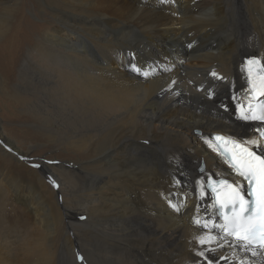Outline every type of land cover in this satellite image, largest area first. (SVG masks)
<instances>
[{"label": "bare ground", "instance_id": "bare-ground-1", "mask_svg": "<svg viewBox=\"0 0 264 264\" xmlns=\"http://www.w3.org/2000/svg\"><path fill=\"white\" fill-rule=\"evenodd\" d=\"M24 1L0 0V17L14 18ZM47 8L54 9L57 22L22 24L26 34H39L29 35L33 39L24 49L15 83L7 79L11 60L0 61V88L12 87L5 97L36 121L37 137L56 143L74 160L41 162L56 176V190L0 145V207L10 196L22 202L29 195L48 235L45 248H38L44 249L41 259L25 261L21 250L0 264H61L64 252L74 264L73 241L97 255L88 264H264L261 251L253 255L231 238L206 252V260L199 252L208 246L199 238L223 234L195 223L210 217L222 223L213 196L206 188L201 198L198 182L224 178L245 183L207 141L222 134L242 143L256 139L264 146L256 131L263 125L238 116L239 105L256 100L244 59L264 60V0L37 1L42 14ZM14 24L0 22L5 38L19 30H12ZM4 46L11 55L17 48ZM132 64L149 76L133 71ZM37 96L43 97L39 104ZM3 128L0 120V138L27 159L35 144L22 148ZM246 146L261 154L256 145ZM15 210L17 219L9 217L8 223L6 211L0 215L7 230L0 243L8 250L26 233L24 213ZM81 213L83 223L72 220ZM61 226L74 238L68 230L60 242Z\"/></svg>", "mask_w": 264, "mask_h": 264}, {"label": "snow or ice", "instance_id": "snow-or-ice-1", "mask_svg": "<svg viewBox=\"0 0 264 264\" xmlns=\"http://www.w3.org/2000/svg\"><path fill=\"white\" fill-rule=\"evenodd\" d=\"M247 65L254 95L264 96V60L253 56L247 60ZM131 67L133 71L142 74L144 77L149 76L148 71H143L136 64H132ZM253 68L259 70L258 76H254ZM213 75L217 74L213 73ZM220 79L223 78L220 77ZM238 115L244 121L264 122V103L258 105L249 103L247 107L239 105ZM256 131L261 137H264V127L257 128ZM214 141L215 143L210 139L207 142L225 158L227 165L245 183L224 178L212 180L211 190L214 194L212 207L222 218V223H213L211 217L209 220L196 219L195 223L201 228L208 229L209 233L219 230V233L223 235L207 234L200 237L199 243L208 247L206 250H201L199 255L207 260L206 252L210 254L221 248L223 245L220 241L229 243V238L237 247L252 250V254L255 255L254 246L264 249V146H261L260 141L256 139L242 143L230 136L223 135H216ZM249 144L256 145L261 154L258 155L251 147L246 146ZM21 158L23 159V157ZM52 183L59 188L54 180ZM198 183H200V196L203 198L206 195L205 189L209 185L204 182ZM171 207L179 211L176 204H171ZM207 210L205 208V211ZM216 213H212V216H215ZM213 242L216 243L215 248L211 247ZM78 258L82 262L84 261L83 256ZM207 264H212V261L207 260Z\"/></svg>", "mask_w": 264, "mask_h": 264}, {"label": "rangeland", "instance_id": "rangeland-1", "mask_svg": "<svg viewBox=\"0 0 264 264\" xmlns=\"http://www.w3.org/2000/svg\"><path fill=\"white\" fill-rule=\"evenodd\" d=\"M37 1L38 0H28L24 1V3H20L19 6V12L14 14V18L4 15L3 17H0V22H15V26H13L12 30L15 31L16 27H20L16 33L12 32L9 34L7 38L6 32H1L2 29H0V48L4 45L8 46H16L15 50L13 51V54L9 52V49L5 46L2 47V51L0 54V61L4 58H9L11 60V72L7 75V79H9V84L15 83V77L17 75V71L20 65L21 58L24 53V49H26L27 45L31 44V40L33 39L29 35L33 34L35 37L37 34H39V31L36 30H30L29 34L25 31H22L23 29L22 24H25L24 22H30L31 24L34 23H49V22H57V20L54 18L53 15V8H47L46 13L42 14V12L37 9ZM54 2H57L58 0H52ZM181 10V9H180ZM178 10V11H180ZM39 12V13H38ZM20 13V14H19ZM24 14V15H22ZM22 18H21V17ZM13 18V19H12ZM1 28V27H0ZM8 32V31H7ZM18 34V35H17ZM24 34V35H23ZM16 35V36H15ZM20 35V36H19ZM18 36V37H17ZM26 36V37H25ZM22 37V38H21ZM25 37V39H24ZM18 38V39H17ZM7 39V41H6ZM9 40V44L8 43ZM21 40V41H20ZM23 40V41H22ZM6 41V42H5ZM11 41V42H10ZM5 42V43H4ZM22 43V44H21ZM24 45V46H23ZM4 50H6V55H4ZM6 56V57H5ZM13 64V65H12ZM16 66V67H15ZM0 68L1 65H0ZM8 91L5 90V92L0 88V120L1 124L4 126L3 130L7 131L11 137H13L17 142L18 145L22 148H29L32 143L35 144L34 149L31 151L30 156L25 158H21L20 155L15 151V149L5 142L2 138H0V145L5 148V150L11 152L12 154L16 155L18 159L20 158L24 160V163H26V166H29L32 169H35L39 171L51 184L53 185L52 181L54 180L56 184H58V180L56 176L53 174V172L48 171L43 168L42 161H50V159L58 157L59 159H68V160H74L73 156L67 155L64 151H62L60 146H58L56 143L50 142L46 138H40L37 137V134L40 133V131L37 129L36 126H34V123L36 121L32 119L30 116H26V112L23 110L22 105L16 104L14 101L11 103L7 100L6 97L9 95V92H12V87L9 89L6 87ZM5 93V94H4ZM6 96V97H5ZM42 96H37V99H35L38 104L42 100ZM38 111V107L36 108ZM239 116V115H238ZM196 133H200V131H195ZM36 143H42L41 145L37 146ZM46 144V146L44 144ZM59 148V149H58ZM56 149V150H54ZM66 157V158H64ZM49 159V160H48ZM36 165H39V167H36ZM65 165H68V162L65 163ZM43 168V169H42ZM54 189L58 190L57 187L53 185ZM80 188H82V185L79 183L77 185L76 189L79 193V203L80 207L84 208L85 199L83 197V193L81 192ZM9 197V201L6 202V206L0 207V215L4 211H6V218L5 221L9 222V217H13V219H17V216L14 218L15 215H17V212L15 209H19L20 211H23L24 213V220L26 221V233L23 237H21L19 240H13L9 244L10 250L3 247V245L0 243V260L4 261L5 259H9L12 257V254L15 253L17 256L20 254L21 250L25 251V257L24 260L28 259H41L43 257L42 253L44 252V249H38L45 245L44 243L48 244V235L47 231L44 225H42L39 222L37 214L34 212L32 208V201L28 197L24 196V201L18 202L17 200H13ZM56 198L58 201V204L62 207L63 206V194L59 191L56 193ZM62 198V199H61ZM13 213V216L10 214ZM65 220L66 215L64 214ZM81 217H84V219H81ZM77 220L80 223H83L86 220L85 215L76 214L74 219ZM221 221V220H220ZM19 225H16L13 227L14 233ZM70 229L66 226L59 227V239L60 242L63 241L64 237H68L67 231ZM7 233V230H5L2 226V223H0V238H4ZM73 231L70 232V236L73 239ZM74 246L76 249L73 251L74 255V264L77 262L78 264H82V261L78 258L79 256H83L84 261L83 263H94V261L97 257V255H93L91 251L87 249H84L79 246L78 241H73ZM83 249V250H82ZM36 250H42L40 253H36ZM71 256L72 254L68 252ZM88 253V254H87ZM67 252H64V260L61 264H70L68 257H66ZM42 255V256H41ZM90 256V257H88ZM99 261H102V257L98 256ZM55 262L58 263V258L55 259Z\"/></svg>", "mask_w": 264, "mask_h": 264}]
</instances>
